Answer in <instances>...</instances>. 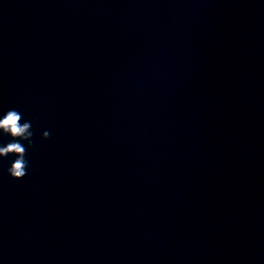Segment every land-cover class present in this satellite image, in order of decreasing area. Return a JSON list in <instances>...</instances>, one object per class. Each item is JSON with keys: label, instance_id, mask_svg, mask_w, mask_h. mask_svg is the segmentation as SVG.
Listing matches in <instances>:
<instances>
[{"label": "water", "instance_id": "95a60500", "mask_svg": "<svg viewBox=\"0 0 264 264\" xmlns=\"http://www.w3.org/2000/svg\"><path fill=\"white\" fill-rule=\"evenodd\" d=\"M10 109L0 264H264V0H0Z\"/></svg>", "mask_w": 264, "mask_h": 264}, {"label": "clouds", "instance_id": "9594fccd", "mask_svg": "<svg viewBox=\"0 0 264 264\" xmlns=\"http://www.w3.org/2000/svg\"><path fill=\"white\" fill-rule=\"evenodd\" d=\"M22 121V114L15 109H10L0 117V134L10 136L12 139L6 145H0V157L6 158L14 155L15 159L7 169L11 178L19 180L26 176L29 166L26 159L27 148L21 141H26L28 147L33 146V132L30 121ZM49 132L42 133L43 139L49 138Z\"/></svg>", "mask_w": 264, "mask_h": 264}]
</instances>
